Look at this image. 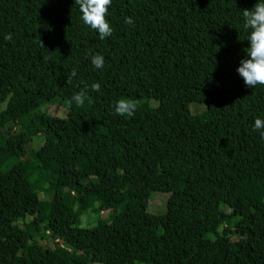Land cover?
<instances>
[{
  "label": "trees",
  "instance_id": "1",
  "mask_svg": "<svg viewBox=\"0 0 264 264\" xmlns=\"http://www.w3.org/2000/svg\"><path fill=\"white\" fill-rule=\"evenodd\" d=\"M258 2L112 0L102 40L75 0H0V264H264V86L237 72ZM178 184L174 211L151 214ZM45 227L78 253L39 244Z\"/></svg>",
  "mask_w": 264,
  "mask_h": 264
},
{
  "label": "clouds",
  "instance_id": "2",
  "mask_svg": "<svg viewBox=\"0 0 264 264\" xmlns=\"http://www.w3.org/2000/svg\"><path fill=\"white\" fill-rule=\"evenodd\" d=\"M75 4L79 5L83 23L96 30L100 39L103 40L112 35L113 28L107 19L112 0H75ZM243 18L244 29H251L248 37L250 46L245 49L247 58L240 61L237 72L247 87L264 86V0H259L252 9H243ZM125 23L131 25L134 24V21L131 17H126ZM4 38L11 41L13 34L8 33ZM91 63L95 68L101 69L104 66V57L97 53L91 57ZM76 75L77 72L73 69L70 76H68V83H71L72 77ZM100 87L99 83L91 85L93 91H100ZM86 95L87 93L81 90L75 93L67 103L83 106ZM137 108L138 102L136 100L120 99L115 103V114L132 117L135 115ZM254 129L264 138V119L256 118Z\"/></svg>",
  "mask_w": 264,
  "mask_h": 264
},
{
  "label": "rangeland",
  "instance_id": "3",
  "mask_svg": "<svg viewBox=\"0 0 264 264\" xmlns=\"http://www.w3.org/2000/svg\"><path fill=\"white\" fill-rule=\"evenodd\" d=\"M64 108L57 106V107H49L46 112L53 115V116H63L64 113ZM25 131L30 134V136L33 135L34 132V125L29 122L26 126L23 127ZM18 129V128H16ZM42 139L41 138H35L33 141L31 140L28 144V151L29 153L38 149L42 145ZM124 178H127L126 176ZM121 186L123 188L126 187L124 180H121ZM183 185H177L173 192L171 194H163V193H154L151 197L150 200V205L148 211L151 214L154 215H162L166 213H172L174 209L176 208V205L181 197L182 191H183ZM42 198H44V195H41ZM253 208L256 213H262L264 212V204H259V203H253ZM102 215L105 217L108 215V211H106L102 207ZM94 218L96 216L94 214H85L82 217L81 220V227L82 228H93L95 225ZM27 223L31 222V218H27L26 220ZM23 226V224H22ZM45 235H41L36 239V241L45 246V247H50L52 249L59 248L60 251L63 254L70 255L74 253H78L76 249H72L67 247L63 242H61L58 238L52 237L48 232H47V227H45ZM237 239V238H236Z\"/></svg>",
  "mask_w": 264,
  "mask_h": 264
}]
</instances>
